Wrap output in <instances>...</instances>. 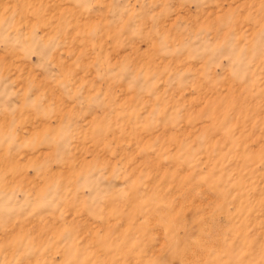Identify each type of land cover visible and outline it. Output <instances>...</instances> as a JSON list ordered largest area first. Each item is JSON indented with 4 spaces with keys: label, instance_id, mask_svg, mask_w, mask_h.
Here are the masks:
<instances>
[{
    "label": "rangeland",
    "instance_id": "obj_1",
    "mask_svg": "<svg viewBox=\"0 0 264 264\" xmlns=\"http://www.w3.org/2000/svg\"><path fill=\"white\" fill-rule=\"evenodd\" d=\"M0 264H264V0H0Z\"/></svg>",
    "mask_w": 264,
    "mask_h": 264
}]
</instances>
